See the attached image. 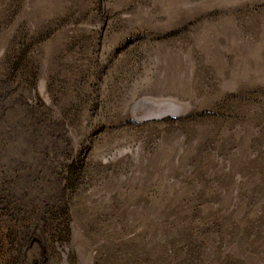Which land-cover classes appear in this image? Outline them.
Masks as SVG:
<instances>
[{
	"label": "rangeland",
	"instance_id": "obj_1",
	"mask_svg": "<svg viewBox=\"0 0 264 264\" xmlns=\"http://www.w3.org/2000/svg\"><path fill=\"white\" fill-rule=\"evenodd\" d=\"M0 264H264V0H0Z\"/></svg>",
	"mask_w": 264,
	"mask_h": 264
}]
</instances>
